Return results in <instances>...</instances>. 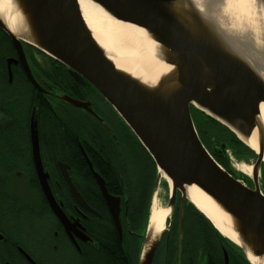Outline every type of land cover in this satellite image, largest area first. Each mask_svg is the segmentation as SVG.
<instances>
[{"label": "water", "instance_id": "obj_1", "mask_svg": "<svg viewBox=\"0 0 264 264\" xmlns=\"http://www.w3.org/2000/svg\"><path fill=\"white\" fill-rule=\"evenodd\" d=\"M86 2L139 29L152 49L159 50L155 56L158 65L148 79L115 61L119 51L95 36L78 0H12L17 31H12L1 15L0 30L16 50L17 59H8L7 63L19 61L35 88L42 90L32 74L23 44L82 76L111 105L152 158L156 168L153 193L163 179L169 192L165 206L168 215L164 229L153 237L147 221L138 264H152L158 241L169 228L167 222L177 193L181 199V248L184 201L195 207L187 196L189 187L198 189L225 216L238 239V243L232 242L247 261L254 264L250 255L255 264H264V194L258 181L264 163V128L256 121L260 105L264 106V39L258 42L263 44L260 46L238 32L235 23L222 16L219 0ZM256 2L264 10V0ZM60 99L94 113L88 103L65 95ZM190 107L224 126L247 147L245 140L256 131L259 150L254 151L252 188L224 169L207 150ZM29 136L41 191L55 215L65 223L41 164L35 107L30 115ZM103 192L107 201L112 200L104 188ZM114 218L120 230L117 213ZM223 264H230L225 249Z\"/></svg>", "mask_w": 264, "mask_h": 264}, {"label": "flooded vegetation", "instance_id": "obj_2", "mask_svg": "<svg viewBox=\"0 0 264 264\" xmlns=\"http://www.w3.org/2000/svg\"><path fill=\"white\" fill-rule=\"evenodd\" d=\"M1 33L6 35L0 30V71L5 70L8 84L13 82L17 70L30 83L19 61L7 63L8 59L16 60L17 55L9 39L13 53L6 56V40ZM23 49L32 74L42 88L38 90L30 83L31 97L42 100L49 115L39 119L37 105L31 106L27 123L20 125L21 134L14 137L18 147L16 151L8 152L6 97L1 96L0 89V264H33L27 257L34 264H109L102 246L109 236L116 237L126 264H138L146 228L137 231L130 223L132 193L139 185L125 183L124 177H133L134 172H144V167L148 168L146 150L111 105L82 76L70 72L65 66L62 71H56L60 67L51 63L52 58L32 46L23 44ZM28 49L33 52L31 57ZM46 66L55 68L49 78L40 71ZM8 70L11 71L10 81ZM15 82V94L19 97L21 83ZM62 95L88 103L94 113L61 100ZM34 107L41 164L47 173V184L54 201L65 216V223L50 208L34 168L29 136V120ZM190 111L192 115L191 107ZM56 115L58 119H54ZM192 118L195 124L193 115ZM213 153L216 158L223 157L218 150ZM7 159L18 161L20 166L8 171ZM263 166L262 163L260 171ZM6 173H9L8 178L4 177ZM154 184L155 178L152 193L148 196V215ZM246 185L252 188V181L247 179ZM103 188L112 200L107 201ZM261 191L264 194V190ZM187 202L185 200L183 204L182 225ZM180 206V194L177 193L172 216L167 222L169 228L158 241L152 264H163L165 255L159 250L163 242L167 244L170 237H174L175 222L180 261ZM114 213L118 215L120 230ZM194 225L197 229V221ZM223 249L228 258L227 249L236 254L240 252L237 247L221 243L222 258Z\"/></svg>", "mask_w": 264, "mask_h": 264}, {"label": "trees", "instance_id": "obj_3", "mask_svg": "<svg viewBox=\"0 0 264 264\" xmlns=\"http://www.w3.org/2000/svg\"><path fill=\"white\" fill-rule=\"evenodd\" d=\"M1 35L6 40V56L12 55L13 49L10 45L8 36L3 33H1ZM50 60L52 64H57L58 67H60L56 71L59 72L62 71L63 68L65 69L61 63L52 59ZM53 69L55 70L54 67L50 69L46 66L45 69L41 68L40 71H43L44 75L49 78V74ZM15 80L21 83L22 94L19 97L15 94V88L17 87ZM0 89L2 94L1 96L6 97V107L4 111L7 118L6 148L8 152H13L16 151L18 147V144L14 142V137L21 134L20 125L22 122L24 124L27 123L31 106L35 104L37 105L39 119L43 117L46 118L47 115H49V111L48 107L42 100L39 98L33 99L31 97L33 92L32 86L24 78L20 70H17L16 73L14 72V80L11 84H8L6 81L5 70L2 68L0 71ZM54 119H58L57 115ZM195 126L199 137H201L200 139L202 143L209 152L208 140H210V137L204 134L207 132L211 133V131L214 132L217 138L229 140V143H226V146L232 149L233 152H244L246 149L249 150L248 147L238 140L228 129L216 121H204L201 118H195ZM145 154L147 156L146 166L148 167V170L144 167V172H134L133 177L131 175L124 177L125 183H134L139 185L137 191L132 193L133 202L130 210V223L137 231H143L144 228H146L148 220V196L152 193L153 182L156 175V168L152 158L146 151ZM212 156L222 167H225L222 161L216 158L213 154ZM17 162L18 161L13 159H7L6 168L8 171L18 168L20 165H18ZM8 176L9 173L4 175L5 178H8ZM262 176V185L264 190V166ZM195 221H197V229L195 228L196 225H194ZM182 229L183 240L180 249V261H178V245L176 236L177 222H175L172 230L174 237H170L167 244L163 242L159 250V253L165 255L163 264H223V258L220 250L221 243H227L228 246L234 247L232 242L223 237L212 226L209 220L204 217L190 202H187V209L184 215ZM102 246L109 264H126L121 247L115 236H109L106 239V244L105 242H102ZM227 250L229 253L230 264H250L242 252L236 254L232 253L229 249ZM197 251L199 252V255L197 254Z\"/></svg>", "mask_w": 264, "mask_h": 264}, {"label": "bare ground", "instance_id": "obj_4", "mask_svg": "<svg viewBox=\"0 0 264 264\" xmlns=\"http://www.w3.org/2000/svg\"><path fill=\"white\" fill-rule=\"evenodd\" d=\"M82 15L89 27L94 31L97 38L105 39L112 44L118 51L119 56L116 62L123 64L137 72L142 78L148 79L149 74L158 65L159 59L155 56L159 53L158 49H152L151 44L143 36L139 29L129 26L121 21H117L94 7L86 0H78ZM12 0H0V15L5 19L6 24L12 31H17L15 14L12 11ZM220 11L223 17L233 21L247 39L255 44L264 39L262 27H264V10L256 0H219ZM232 22V23H233ZM261 30V31H257ZM264 31V30H263ZM261 39V40H260ZM264 41V40H263ZM258 125L264 128V106L260 105V111L256 115ZM245 143L253 150L258 151L256 142V131ZM264 160V154H263ZM240 169L247 175H252V167L241 166ZM189 200L195 205L196 209L206 217L212 226L225 238L238 243L234 231L230 228L228 221L223 214H220L216 207L195 187L187 189ZM168 210L162 208L157 203V198L153 197L150 207L148 229L153 237L165 227V219ZM250 261L255 259L248 255Z\"/></svg>", "mask_w": 264, "mask_h": 264}, {"label": "rangeland", "instance_id": "obj_5", "mask_svg": "<svg viewBox=\"0 0 264 264\" xmlns=\"http://www.w3.org/2000/svg\"><path fill=\"white\" fill-rule=\"evenodd\" d=\"M27 52H28V56H30L31 54L33 55V52H31L29 49L27 50ZM44 63H45V61L42 64H44ZM191 109H192V115L194 116V118H196V119L201 118L204 121L205 120L206 121L207 120L213 121V119H211L209 116L197 111L195 108L191 107ZM204 135L210 137V140H208V143H209V150L211 149V151H212L211 153L214 155L213 150L214 151L218 150L222 154L223 159L222 158L220 159L219 157H217V158L223 162V165L225 166V167H223L224 169L228 170L235 177L242 180L244 182V184H246L247 179L251 180V174L247 175L245 172H243L240 169V167L241 166H244V167H249V166L252 167L253 166V164L256 160V155H255L253 150H251L248 147L249 150L246 149V150H244V152H240V151L239 152H237V151L233 152L232 149H230L229 147L226 146V143H229V140H223V139L217 138L213 131H211V133L207 132ZM152 174H153V172H152ZM258 181H259L260 189L262 190L263 189L262 171L259 172ZM153 197L157 198V203L160 207L165 208L166 203H167V197H168V186L163 179H161L157 190L152 194V198ZM232 244L234 245V247H237L233 242H232ZM240 252H242V250H240Z\"/></svg>", "mask_w": 264, "mask_h": 264}]
</instances>
